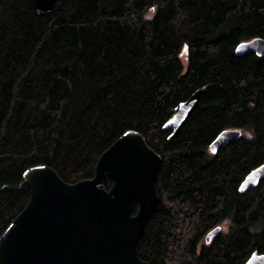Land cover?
Masks as SVG:
<instances>
[{"label":"trees","instance_id":"trees-1","mask_svg":"<svg viewBox=\"0 0 264 264\" xmlns=\"http://www.w3.org/2000/svg\"><path fill=\"white\" fill-rule=\"evenodd\" d=\"M252 37L264 39V0H56L43 16L30 0H0V233L26 203L25 168L90 178L131 129L160 157L141 260L242 264L264 254V178L237 190L264 161V56L233 52ZM195 89V108L166 139L160 125ZM223 129L240 136L210 153Z\"/></svg>","mask_w":264,"mask_h":264},{"label":"water","instance_id":"water-1","mask_svg":"<svg viewBox=\"0 0 264 264\" xmlns=\"http://www.w3.org/2000/svg\"><path fill=\"white\" fill-rule=\"evenodd\" d=\"M56 0H30L38 16L50 12ZM235 55L264 56V39L237 43ZM200 89L193 90L171 109L160 129L175 136L195 108ZM240 136L223 129L208 144L216 150ZM160 157L135 130L122 132L96 158L90 178L62 181L53 169L36 164L20 176L28 188L21 210L0 233V264H148L137 254L136 243L157 201L154 188ZM110 180L105 188L104 178ZM264 178V161L239 181L244 192ZM136 204L131 213V204ZM218 227L209 230L207 242ZM242 264H264V254L253 250Z\"/></svg>","mask_w":264,"mask_h":264},{"label":"flooded vegetation","instance_id":"flooded-vegetation-1","mask_svg":"<svg viewBox=\"0 0 264 264\" xmlns=\"http://www.w3.org/2000/svg\"><path fill=\"white\" fill-rule=\"evenodd\" d=\"M212 236H213V235H212ZM212 236H210L209 240L211 239ZM209 240H208V241H209ZM204 241H205V240H204ZM208 241H207V242H208ZM207 242H205V243H207Z\"/></svg>","mask_w":264,"mask_h":264}]
</instances>
